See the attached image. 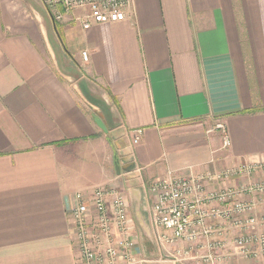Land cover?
I'll list each match as a JSON object with an SVG mask.
<instances>
[{
	"label": "crops",
	"instance_id": "1",
	"mask_svg": "<svg viewBox=\"0 0 264 264\" xmlns=\"http://www.w3.org/2000/svg\"><path fill=\"white\" fill-rule=\"evenodd\" d=\"M82 13L0 0V264H79L68 209L97 186L125 194L137 264H211L205 238L180 260L184 242L161 240L148 183L253 163L208 189L264 180V0H132L86 27ZM225 238L213 264H264Z\"/></svg>",
	"mask_w": 264,
	"mask_h": 264
},
{
	"label": "built area",
	"instance_id": "2",
	"mask_svg": "<svg viewBox=\"0 0 264 264\" xmlns=\"http://www.w3.org/2000/svg\"><path fill=\"white\" fill-rule=\"evenodd\" d=\"M43 1L55 20L81 10L82 15L75 16V20L85 27L94 22L123 20L132 3V0ZM82 58L87 60L86 52L82 53ZM215 128L222 132L223 147H228L230 140L225 125L219 122ZM139 133L137 130L133 143L139 141ZM258 168L253 163L219 173L211 170L178 175L168 172L152 181L149 184L154 196L151 221L157 229L165 231L161 240L167 244L183 241L186 248H178L177 255L190 259L195 243L205 238L211 251L201 256V260L209 263L230 257L225 237L231 234V242L240 247L246 257L263 256L264 215L259 210L264 209V180H251L219 190L208 189L222 177L229 178L241 172L252 174ZM261 168L264 169V164ZM74 200L68 211L79 264H137L133 255L136 234L128 216L125 194L96 187L88 194L77 192ZM213 252L218 256L216 260Z\"/></svg>",
	"mask_w": 264,
	"mask_h": 264
},
{
	"label": "rangeland",
	"instance_id": "3",
	"mask_svg": "<svg viewBox=\"0 0 264 264\" xmlns=\"http://www.w3.org/2000/svg\"><path fill=\"white\" fill-rule=\"evenodd\" d=\"M223 124V123H222ZM157 179V177H155V178H153L149 183H148V191H149V184L152 182V181H154V180H156ZM97 187H104V186H97ZM105 188H107V187H105ZM109 191L110 190H112V191H114V192H121L120 191V189L119 188H117V189H114V188H107ZM150 192V191H149ZM122 193V192H121ZM151 194V193H150ZM151 196L153 197V200H154V196L151 194ZM128 209H129V204H128ZM128 214H129V212H128ZM129 216V215H128ZM130 217V216H129ZM131 220H132V218H131ZM132 223H133V220H132ZM133 225V224H132ZM134 226V225H133ZM133 228H135V227H133ZM229 240H227L226 241V245H227V242H228ZM231 241V240H230ZM232 243V242H231ZM233 244V243H232ZM206 245V244H205ZM234 245V244H233ZM235 246V245H234ZM186 248V246L184 245L182 248H180V250H184ZM235 248L237 249V251L239 252V254H241L242 256H244L245 258H248V259H252V258H249V257H246L243 253H242V251H241V248L240 247H238V246H235ZM192 251H193V249H192ZM211 251V248L209 247V246H205V250H204V252H203V254L202 255H200V256H198L199 258H200V260H201V256L202 257H204L205 255H207V254H209V252ZM218 250H216L215 252H217ZM215 252H213L212 253V255L215 257V260L218 258V256L216 255V253ZM176 254V258L177 259H182V258H180V256H178L177 255V252H175ZM220 253V252H219ZM205 254V255H204ZM192 255V257L194 256V254H191ZM204 255V256H203ZM262 257V256H261ZM260 257V258H261ZM175 258V257H174ZM187 258H190V257H187ZM258 258V257H257ZM257 258H253V259H257ZM260 258H258V259H260ZM216 261H214V262H209V263H211V264H213V263H215ZM217 262H220V260H217ZM149 264H175V262H172V259L169 257V256H163V257H158V259H156V260H154V262H152V263H149Z\"/></svg>",
	"mask_w": 264,
	"mask_h": 264
},
{
	"label": "water",
	"instance_id": "4",
	"mask_svg": "<svg viewBox=\"0 0 264 264\" xmlns=\"http://www.w3.org/2000/svg\"><path fill=\"white\" fill-rule=\"evenodd\" d=\"M95 122H96V124H97V126H98L99 128H101L103 131H106V128H105L103 122H102L100 119L97 118V119L95 120ZM129 168H130V169H131V168H134V165L130 166ZM116 170H117V174H119L120 171H119V167H118V166H116Z\"/></svg>",
	"mask_w": 264,
	"mask_h": 264
},
{
	"label": "bare ground",
	"instance_id": "5",
	"mask_svg": "<svg viewBox=\"0 0 264 264\" xmlns=\"http://www.w3.org/2000/svg\"><path fill=\"white\" fill-rule=\"evenodd\" d=\"M83 53V52H82Z\"/></svg>",
	"mask_w": 264,
	"mask_h": 264
}]
</instances>
